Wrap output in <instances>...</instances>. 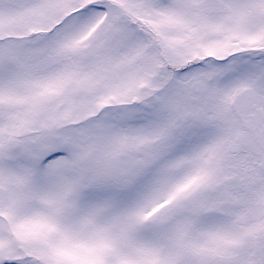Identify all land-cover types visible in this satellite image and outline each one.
I'll return each mask as SVG.
<instances>
[{"label":"snow or ice","instance_id":"6c2138e0","mask_svg":"<svg viewBox=\"0 0 264 264\" xmlns=\"http://www.w3.org/2000/svg\"><path fill=\"white\" fill-rule=\"evenodd\" d=\"M0 264H264V0H0Z\"/></svg>","mask_w":264,"mask_h":264}]
</instances>
